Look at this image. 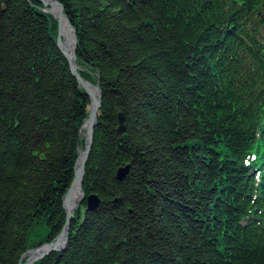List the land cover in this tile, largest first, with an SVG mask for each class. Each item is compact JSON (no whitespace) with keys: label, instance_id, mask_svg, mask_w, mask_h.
Here are the masks:
<instances>
[{"label":"trees","instance_id":"1","mask_svg":"<svg viewBox=\"0 0 264 264\" xmlns=\"http://www.w3.org/2000/svg\"><path fill=\"white\" fill-rule=\"evenodd\" d=\"M57 1L100 204L34 264H264V0ZM43 8L0 0V264L60 232L88 116Z\"/></svg>","mask_w":264,"mask_h":264},{"label":"water","instance_id":"2","mask_svg":"<svg viewBox=\"0 0 264 264\" xmlns=\"http://www.w3.org/2000/svg\"><path fill=\"white\" fill-rule=\"evenodd\" d=\"M39 2L44 6L43 10L46 13H49L57 22V36H56V45L62 55L64 56L69 71L71 75L75 78L78 85L83 89L85 95L89 98V108H88V116L84 120L82 124V129L85 130L84 134V145L83 149L80 148V143L78 142V155L74 162L73 166V177L72 180L66 189L63 199H62V208L65 213L64 223L54 238V240L44 243L41 246L36 248H30L25 251L18 261V264H34L47 257L49 254L54 252H60L63 250L67 243L68 232L70 229L71 221L74 219L75 210L80 206V204L84 201L85 212L87 211H96L99 207V200L94 194H90L84 197L83 189H82V178L84 174V169L86 165V161L90 152L92 137H93V129L96 125V117L98 115V110L100 109V91L97 84H92L86 80H84L79 72L78 67L76 65L75 58V48H76V35L75 30L69 23L64 11L63 7L57 0H39ZM64 29L69 31L68 39L65 40V37L62 36V31ZM93 90H96L97 94H94ZM124 132L123 120L122 117L118 118V127L117 133L122 134ZM128 166H124V168L118 169L116 173V178L121 180L125 174L127 173ZM75 184H79L80 188V196L77 202L72 205L70 203L73 189ZM84 212V213H85ZM32 253L31 257L26 256Z\"/></svg>","mask_w":264,"mask_h":264},{"label":"bare ground","instance_id":"3","mask_svg":"<svg viewBox=\"0 0 264 264\" xmlns=\"http://www.w3.org/2000/svg\"><path fill=\"white\" fill-rule=\"evenodd\" d=\"M68 34H69V31L68 30L64 29V31H62V36L65 37V40L66 41L68 39ZM93 92H94V94H97L96 90H93ZM81 127H80V141H79V143H81V139L84 137V134H85V130L82 129ZM82 143L84 145V139H82ZM79 196H80L79 184H75L74 189H73V193H72V197H71V200H70V203L72 205H74L77 202V200L79 199ZM31 256H32V253H29L26 256V258L27 257H31Z\"/></svg>","mask_w":264,"mask_h":264},{"label":"rangeland","instance_id":"4","mask_svg":"<svg viewBox=\"0 0 264 264\" xmlns=\"http://www.w3.org/2000/svg\"><path fill=\"white\" fill-rule=\"evenodd\" d=\"M87 118V117H86ZM83 139H84V137H83Z\"/></svg>","mask_w":264,"mask_h":264}]
</instances>
